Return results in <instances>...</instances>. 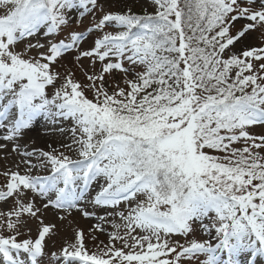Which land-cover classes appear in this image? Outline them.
I'll list each match as a JSON object with an SVG mask.
<instances>
[{
    "label": "snow or ice",
    "instance_id": "obj_1",
    "mask_svg": "<svg viewBox=\"0 0 264 264\" xmlns=\"http://www.w3.org/2000/svg\"><path fill=\"white\" fill-rule=\"evenodd\" d=\"M0 264H264V0H0Z\"/></svg>",
    "mask_w": 264,
    "mask_h": 264
},
{
    "label": "rangeland",
    "instance_id": "obj_2",
    "mask_svg": "<svg viewBox=\"0 0 264 264\" xmlns=\"http://www.w3.org/2000/svg\"><path fill=\"white\" fill-rule=\"evenodd\" d=\"M70 59L71 58L69 57V59H66V60L62 61V64L64 65V67H61L60 71L64 72L65 68H68V69H71L72 71L76 72L77 76H80V70L78 68H76L73 63L69 62ZM85 63H87V61H85ZM25 139L26 140L27 139L36 140L37 144L39 146H44V143L47 140V137L42 136V135H40L38 133H30L29 136L26 137ZM79 222H80L81 225H83L85 227L91 225L92 223H95V221L92 220V219H83V218H80ZM101 238H103V237H101ZM60 242L61 241L59 239H57V241H56L57 246H59Z\"/></svg>",
    "mask_w": 264,
    "mask_h": 264
}]
</instances>
